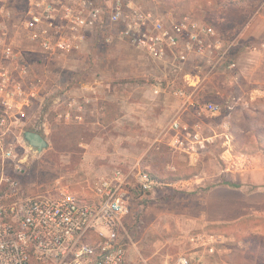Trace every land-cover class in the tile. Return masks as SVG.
<instances>
[{
	"label": "rangeland",
	"instance_id": "rangeland-1",
	"mask_svg": "<svg viewBox=\"0 0 264 264\" xmlns=\"http://www.w3.org/2000/svg\"><path fill=\"white\" fill-rule=\"evenodd\" d=\"M123 1L135 10L150 12L156 19L178 21L191 16L214 27L227 44L233 43L227 56L234 64L228 72L230 78L210 77L209 98L203 97V101L218 104L228 118V129L214 127L215 132L233 131L231 145L236 154L250 155L264 168V0ZM26 5V0L3 1L0 22L7 28L6 32H0V38L13 40L37 91L17 132L22 131V140L6 142L13 146L18 158H27L28 181L47 189L65 187L83 198L90 196V185L96 178L116 170L129 172L139 164L163 186L147 193L132 191L125 223L129 240L124 264H175L180 256L187 257L192 264H249L243 252L235 253L233 249L238 247L249 254L251 247L261 239L264 242V218L252 216L239 223H207L205 220L211 217L213 208L208 205L213 201L208 204L200 200L208 191L227 184L236 185L237 189L244 186V192L258 189L259 185L242 183L240 178L234 180L231 173L221 172L228 166L220 158L224 150L222 137L200 149L193 167L188 166L190 159L185 153L175 152V148L164 144L156 149L158 143H151L156 139L153 136L156 124L148 123L159 114L165 116L162 108L155 107L157 100L151 92L152 86L162 84L166 93L158 98L161 101L180 100L167 90V84L174 80L170 74L174 68L173 54L169 52L164 61L154 60L147 51L119 37L121 26H111L88 36L83 52L51 56L24 38L20 25ZM127 10V15L132 16L131 9ZM13 25L17 26L14 30ZM108 37H111L109 42ZM2 47L0 44V58ZM1 64L12 66L6 60H0ZM191 68L203 71L208 66L195 61L187 65V69ZM84 75L89 81L79 83V77ZM233 75H237L235 80ZM231 78L236 82L234 85L229 83ZM175 81L177 86L184 87L183 76ZM224 81L223 88L233 91L231 109L224 90L219 88ZM127 101L133 105L143 103L145 107L138 111L149 121L145 119L144 125L139 123L137 110L124 113ZM206 120L209 126L216 122L211 118ZM210 128L207 127L204 135L213 134ZM29 131L44 137L48 147L42 152L31 149L24 137ZM143 137L151 141L140 140ZM47 155H53L59 171L52 168L41 175L38 162ZM175 178L190 183L166 186L178 182ZM216 233L226 238L217 247L218 252L199 247L196 242L199 234Z\"/></svg>",
	"mask_w": 264,
	"mask_h": 264
},
{
	"label": "built area",
	"instance_id": "built-area-1",
	"mask_svg": "<svg viewBox=\"0 0 264 264\" xmlns=\"http://www.w3.org/2000/svg\"><path fill=\"white\" fill-rule=\"evenodd\" d=\"M26 2L21 30L24 38L45 54H79L88 44V36L111 26H121L119 37L147 51L154 60L164 61L171 52L173 69L182 73L185 85L180 88L170 81L167 90L185 104L193 101L189 89L197 85L183 73L191 56L202 58L209 71L223 64L234 67L227 60L233 43L227 44L214 27L188 15L178 21L156 19L123 0ZM128 7L132 16L127 15ZM16 27L13 25V30ZM6 28L0 22V32ZM110 40L108 37L106 41ZM0 44V59L12 64L0 65V264H124L129 240L125 223L132 191L151 192L163 183L139 164L129 172L116 170L96 178L90 185L89 197L82 198L65 187L47 189L27 183V158H18L13 146L6 142L22 140V131L17 132L37 91L26 67L16 65L22 61V54L13 40L0 38ZM203 110L212 116L221 114L216 103L205 104ZM171 128L181 129V137L188 133L177 121ZM184 144L177 140L174 145ZM224 153L230 155L231 162L229 144ZM237 165L245 168L248 161ZM196 242L203 247L210 244L201 235ZM175 264L192 262L180 256Z\"/></svg>",
	"mask_w": 264,
	"mask_h": 264
},
{
	"label": "crops",
	"instance_id": "crops-1",
	"mask_svg": "<svg viewBox=\"0 0 264 264\" xmlns=\"http://www.w3.org/2000/svg\"><path fill=\"white\" fill-rule=\"evenodd\" d=\"M1 60V59H0ZM201 63L203 62V59L198 56H191L189 63L193 62ZM199 61V62H198ZM188 63V64H189ZM187 64V65H188ZM206 66V64H204ZM200 69V68H198ZM231 66L230 64H223L220 68L216 69L215 71H209V69H204L203 71L200 70H194V68L187 69L183 72L185 74L190 75L191 81H194L197 85L195 88H190L189 91L193 96V101H191L189 104H185L183 100L173 101V103H170L168 101H161L158 99L160 95L163 93L165 94L166 91L163 90L162 84L155 83L154 86H152L151 92L153 95H156V102L155 107L162 108L164 110L165 116H160L154 119V121L148 123L149 126H154L156 124V128H154V132H156V139H153L151 143L153 145H157L158 147L156 149L160 148V145L164 144L171 148H175V152L185 153L189 156L190 162L188 164L189 167H193L197 164L198 159L200 157V149H204L206 147V144L210 141L216 140L218 137L220 138V142H222L223 151L220 155V158L225 161V163L228 165L226 169H222V173H231L232 178L235 179H241L242 183L249 182L252 185H259L258 189L256 188L253 191L250 192H244V186H242V189H237V187H234L233 184H227L223 187H216L215 189H212L205 193L204 196L200 198L204 202V200L208 203L210 201H213L211 205H208V208L210 206H213L211 210V217L207 218L205 221L207 223L211 224H230V223H239L246 219L247 217H257V219L264 218V168L260 167L256 164L254 158L250 155L246 154H236L234 151V148L232 147V142L235 137V133L231 130H223L222 132H215L214 127H224L226 129L228 125V118L227 116L222 113L218 116H212L206 113L203 110V107L207 103L203 101L204 98H209V86H211L210 77H226L230 78L231 73L230 72ZM172 77H174V82L176 83L175 79L177 77H181L182 73L177 71L176 69H173L170 73ZM237 75H233L234 80L236 79ZM234 80L232 78L230 79L229 83H232L234 85ZM229 81V80H228ZM226 81L223 82V85H220L219 88H222L225 93L226 97V103L229 109L232 108L233 105V91L231 88H223ZM227 85V84H226ZM231 85V84H230ZM221 89V90H222ZM170 94V93H169ZM201 94V95H200ZM126 104L123 106L124 113L129 114V112L132 110V113H134V110L136 111V115L138 118L136 120H139V123L142 125L145 124V119L148 122L149 119L145 117H141V111H138L140 108H144L145 105L143 103L138 104H132L128 101L125 102ZM187 103V102H186ZM131 108H130V106ZM155 114V113H154ZM157 114V113H156ZM167 119V122H165V118ZM80 119H83L82 116L78 117ZM211 118L215 119L214 126H209L206 119ZM177 121L182 128H187L188 133L185 134V136H180V130H174L171 128L172 122ZM146 122V124H147ZM166 123L165 126H163ZM210 124V125H211ZM162 125V126H161ZM160 130H159V128ZM207 127H211L210 130H212L213 134L204 135L205 130ZM158 128V129H157ZM216 129V128H215ZM228 129V127H227ZM230 129V128H229ZM140 140L148 142L151 141L148 138H140ZM177 140H182L185 142L184 146L174 145ZM230 145V151H231V162L229 161L230 155L227 153H224L226 149V145ZM187 156V157H188ZM186 157V158H187ZM226 158V159H225ZM244 163L245 161H248V165L245 168H238L237 163L238 162ZM172 168L175 169V166L172 164ZM242 175V176H241ZM190 180L185 181H178L171 184H167L171 187H177V185H189ZM232 185V186H231ZM209 204V203H208ZM206 237L207 240L210 241L209 246L203 247L199 246L201 248H204L205 251L215 252L217 250V247L224 243L225 236L222 234H199V236ZM248 245V244H247ZM198 246V245H197ZM249 246V245H248ZM250 249V246L248 247ZM234 252H243L245 257L244 260L246 263L249 264H264V242L259 241L258 244L251 247V253L247 254L245 250H240L238 247H234ZM218 252V250H217ZM228 253H231V250H228ZM256 253V254H255ZM226 254V255H229ZM247 255V256H246ZM243 260V261H244ZM248 261V262H247ZM192 262V261H191ZM224 262V261H223ZM224 264H229L225 262ZM232 264H238V263H232ZM241 264V262L239 263ZM243 264V263H242Z\"/></svg>",
	"mask_w": 264,
	"mask_h": 264
},
{
	"label": "trees",
	"instance_id": "trees-1",
	"mask_svg": "<svg viewBox=\"0 0 264 264\" xmlns=\"http://www.w3.org/2000/svg\"><path fill=\"white\" fill-rule=\"evenodd\" d=\"M16 65L18 66H22L23 65V61H20V62H17ZM79 83H84V82H87L89 80H86V76H82V77H79ZM89 128V127H88ZM91 129V128H90ZM44 138V137H43ZM64 150H67V149H64ZM58 148L56 147V152H58ZM67 151H71V150H67ZM38 165L40 166V170H41V175L43 173L46 174V172L48 171V169L52 170V168L56 169V171H59V168H58V163L56 161L53 160V155H47L43 158V160L39 161L38 162ZM47 170V171H46ZM59 176V175H58ZM152 178L156 179V177L150 175ZM43 177V176H42ZM57 178V177H56ZM177 179L178 181H181L182 179H178V178H175ZM27 183H28V180H27ZM232 186V185H231ZM234 187H237L236 185H234Z\"/></svg>",
	"mask_w": 264,
	"mask_h": 264
},
{
	"label": "water",
	"instance_id": "water-1",
	"mask_svg": "<svg viewBox=\"0 0 264 264\" xmlns=\"http://www.w3.org/2000/svg\"><path fill=\"white\" fill-rule=\"evenodd\" d=\"M25 142L28 143L31 149H34L38 152H42L45 148L48 147V142L40 134L33 132H26L24 134Z\"/></svg>",
	"mask_w": 264,
	"mask_h": 264
}]
</instances>
